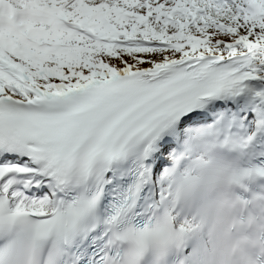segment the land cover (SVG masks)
Here are the masks:
<instances>
[{"label":"snow or ice","instance_id":"snow-or-ice-1","mask_svg":"<svg viewBox=\"0 0 264 264\" xmlns=\"http://www.w3.org/2000/svg\"><path fill=\"white\" fill-rule=\"evenodd\" d=\"M0 264H264V0H0Z\"/></svg>","mask_w":264,"mask_h":264}]
</instances>
